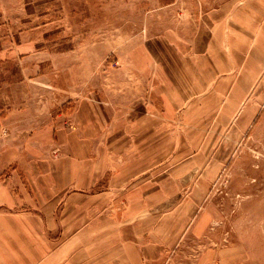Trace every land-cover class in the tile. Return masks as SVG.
Here are the masks:
<instances>
[{
	"label": "rangeland",
	"instance_id": "obj_1",
	"mask_svg": "<svg viewBox=\"0 0 264 264\" xmlns=\"http://www.w3.org/2000/svg\"><path fill=\"white\" fill-rule=\"evenodd\" d=\"M198 10L197 0H0V180L12 166L6 161L15 141L63 123L89 93L116 104L120 93L129 101L149 98L151 68L142 74L130 61L150 60L152 49L158 54L168 35L181 31L185 13ZM239 22V44L215 51L218 67L186 70L174 84L181 99L165 97L177 105L169 122L160 116L170 130L161 132L160 163L153 166L160 183L177 185L178 196L159 195L161 208L185 200L210 205L217 238L206 246L244 242L248 264H264V46L256 32L248 35L246 18ZM194 156L203 162L185 165ZM184 166L197 185L204 174L205 196L185 193L189 181L178 173ZM159 226L162 239L167 232L161 220ZM179 249L198 253L203 245L185 241Z\"/></svg>",
	"mask_w": 264,
	"mask_h": 264
},
{
	"label": "crops",
	"instance_id": "obj_2",
	"mask_svg": "<svg viewBox=\"0 0 264 264\" xmlns=\"http://www.w3.org/2000/svg\"><path fill=\"white\" fill-rule=\"evenodd\" d=\"M197 3L199 10L185 13L181 31L169 34L158 54L152 49L150 60L130 61L142 74L151 68L149 98L137 94L129 101L127 92L120 93L116 104L89 93L63 123L35 127L12 144L15 154L6 161L12 166L0 180V264H248L244 242L206 246L217 238L210 232V205L185 200L161 208L159 201L160 194L178 196L177 185L160 183L159 168L153 166L160 163L161 132L170 130L160 116L169 122L177 105L168 94L173 101L182 97L174 85L183 82L178 76L184 80L186 70L217 68L215 51L239 44L241 19L248 21V35L256 32L264 46V0ZM202 160L194 156L184 162ZM189 168L178 169L189 181L185 193L205 196L204 174L197 185ZM160 220L167 232L162 239ZM185 241L203 249L180 251Z\"/></svg>",
	"mask_w": 264,
	"mask_h": 264
}]
</instances>
